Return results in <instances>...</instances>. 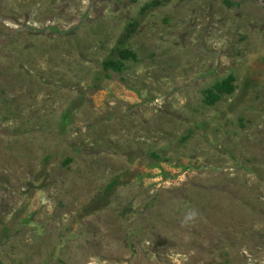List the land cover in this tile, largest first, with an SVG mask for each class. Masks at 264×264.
Returning <instances> with one entry per match:
<instances>
[{"label":"rangeland","instance_id":"374dc122","mask_svg":"<svg viewBox=\"0 0 264 264\" xmlns=\"http://www.w3.org/2000/svg\"><path fill=\"white\" fill-rule=\"evenodd\" d=\"M0 264H264V0H0Z\"/></svg>","mask_w":264,"mask_h":264},{"label":"trees","instance_id":"16d2710c","mask_svg":"<svg viewBox=\"0 0 264 264\" xmlns=\"http://www.w3.org/2000/svg\"><path fill=\"white\" fill-rule=\"evenodd\" d=\"M119 59L118 60H111L107 64L113 67L116 70H120L123 64V60L129 58H135V53L131 52L130 50L120 49L118 52ZM233 80L232 77H229L226 81H222L216 84L212 89H209L208 94L206 96V103L213 104L221 96L224 94H231L234 91V87L232 84Z\"/></svg>","mask_w":264,"mask_h":264}]
</instances>
